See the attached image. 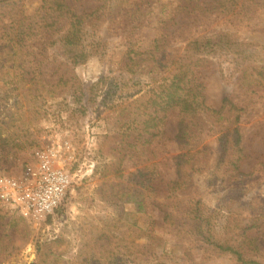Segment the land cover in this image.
<instances>
[{
    "label": "trees",
    "instance_id": "16d2710c",
    "mask_svg": "<svg viewBox=\"0 0 264 264\" xmlns=\"http://www.w3.org/2000/svg\"><path fill=\"white\" fill-rule=\"evenodd\" d=\"M84 4L83 0H0V162L9 164L14 149H21L23 138L29 137L24 133L26 125H21L25 111L20 100L28 102L29 109L43 102V91L57 87L70 92L71 100L64 96L68 104L83 107L95 101V82L87 86L77 80V68L92 55L108 69L101 76L106 86L103 103L111 109L115 97L123 99L110 118L118 147L129 161L147 163V150L165 137L164 123L171 111L178 116L174 139L182 151L175 159V178L164 185L152 182L154 168L139 170L135 183L110 185L107 196L117 199L122 213L106 224V231L99 230L92 238L87 235L69 264H188L187 254L174 260L158 252L167 239L155 228L154 219L146 228L125 220L131 211L145 212L150 203L161 212L163 227L173 229L178 240L196 231L193 242L203 259L228 252L236 263L264 264V257L256 256H264V235L243 232L239 248L231 229L236 215L264 210V200H242V190L254 172L241 168L243 108L228 96L219 107H212L199 75L200 68L216 59L219 67L231 65L229 78L237 79L243 91L264 94V44L238 33L254 13H264V0H155L150 8L142 0H85ZM219 18L236 29L217 26L199 35L198 28L192 29L201 20L208 28ZM182 20L191 24L186 26L191 32L179 42L170 28L180 30L185 25H180ZM107 22L115 32L110 38L101 26ZM157 65L165 66L167 75L145 83L144 72ZM11 100L20 108L13 109ZM10 129L16 137L13 144L6 135ZM205 135L215 136V148L203 142ZM230 185L231 197H212L211 193ZM60 204L52 213H61ZM5 219L0 216V230L8 225ZM143 236L150 242L139 248L134 241ZM37 251L39 259L29 264L51 263L50 248Z\"/></svg>",
    "mask_w": 264,
    "mask_h": 264
},
{
    "label": "rangeland",
    "instance_id": "374dc122",
    "mask_svg": "<svg viewBox=\"0 0 264 264\" xmlns=\"http://www.w3.org/2000/svg\"><path fill=\"white\" fill-rule=\"evenodd\" d=\"M154 1L142 0L144 4L148 3L147 8ZM84 6L88 7L89 4ZM179 23L185 25L180 30H176L178 26L170 30L175 31L174 39L181 42L183 38L186 40L189 37L191 31L186 27L189 24L187 20ZM201 23L202 20L197 26L189 24L192 29L198 28V35L217 26L236 29L232 22L223 18L213 20L208 28L206 20ZM101 26L104 35L109 38L114 36L111 23ZM238 33L264 44V13H254L243 27H239ZM231 69V65L226 63L219 67L214 59L200 68L199 75L205 85L207 102L212 107H219L222 99L228 96L243 108L239 128L245 160L241 168L244 172H254L251 175L253 177L249 178L248 188L242 190V200L260 202L264 200V167H259L260 162L264 161V94L243 91L237 79L229 78ZM107 70L104 61L96 55L90 56L83 66L77 68V80L87 86L95 82L96 97L94 96L95 101L91 105L81 107L74 103L68 104L67 101L71 100L70 92L58 90L57 87L43 91V102L40 105L34 104L29 109H26L29 103L25 100L21 102L19 97L22 111H25L21 125H26L24 133L29 137L23 138L21 149H14L9 164L0 162V216L6 218L8 223L0 230V264H29L37 261L38 248L41 251L51 249L52 252L48 254V257H52L48 259L51 263L47 261L46 264H69L76 260L87 235L92 238L96 237L99 230L106 231V224L122 213L117 199L107 196L110 185L121 187L128 180L135 183L138 174H134L139 170L148 172L153 168L155 173L152 182L155 185H164L175 178V159L182 151L174 139L178 129L177 113L169 112L164 123L165 137L147 150V163L144 159L142 164H133L118 147L113 120L110 118L115 113L114 108L121 105L123 99L118 100L115 97L116 106L111 109L108 102L104 104L106 86L101 76ZM220 72L224 74L223 78ZM144 74L145 83L148 81L150 84L154 80L163 79L167 75V68L157 65ZM64 96H68L67 101H64ZM14 102L16 101H10L13 109L15 106L20 108L19 103ZM12 130L6 133L11 144L16 141ZM203 142L209 148H215V136L205 135ZM43 160L48 162L50 169H61L66 173V185L58 202H61L59 206L62 207L59 214L52 213L54 208L47 212L35 211L28 208L23 201V191L35 186L42 179L40 166ZM256 168L258 169L255 170ZM232 187L230 185L225 189H217L216 194L211 193L212 197H231ZM151 201L152 199L149 200ZM124 217L132 225L142 228L148 227L150 219L156 221L155 228L167 239L164 247L158 249L164 258L176 260L177 255L187 254L190 256V259L186 258L188 264H239L228 252L203 259L201 250L193 242L196 231L191 230L188 238L178 240L173 229L163 227L162 214L153 203L149 204L145 212L131 211ZM231 229L237 236L239 248L242 245L240 239L243 232L264 235V210L257 215H236L231 222ZM109 234L108 231L107 235ZM110 241L114 242L111 235L109 243ZM149 242L150 238L147 236L134 241L139 248H145ZM256 256L260 259L264 257Z\"/></svg>",
    "mask_w": 264,
    "mask_h": 264
},
{
    "label": "built area",
    "instance_id": "2783aa9c",
    "mask_svg": "<svg viewBox=\"0 0 264 264\" xmlns=\"http://www.w3.org/2000/svg\"><path fill=\"white\" fill-rule=\"evenodd\" d=\"M40 169L42 179L35 186L26 188L22 197L28 208L38 212H47L58 204L67 179L66 173L61 169H50L46 160H43Z\"/></svg>",
    "mask_w": 264,
    "mask_h": 264
}]
</instances>
